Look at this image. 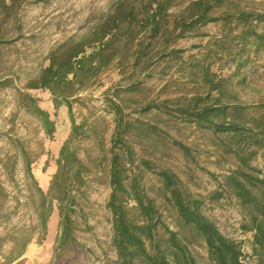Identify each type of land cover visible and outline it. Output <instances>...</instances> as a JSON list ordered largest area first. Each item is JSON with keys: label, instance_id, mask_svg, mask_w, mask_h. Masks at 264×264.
<instances>
[{"label": "rangeland", "instance_id": "obj_1", "mask_svg": "<svg viewBox=\"0 0 264 264\" xmlns=\"http://www.w3.org/2000/svg\"><path fill=\"white\" fill-rule=\"evenodd\" d=\"M117 1L23 0L14 15L3 22V35L11 41L3 42L0 46V77H9L12 83L9 87L0 88V154L18 153L19 148L13 144V140L21 139L36 160L33 172L45 190H48L57 170V158L70 134L71 120L66 104L56 108L53 94L48 89L27 88L28 82L38 77L49 64V56L57 46L91 32ZM235 1L246 10H264V0ZM187 2L176 1L169 11L170 20L181 12ZM238 31L234 25L217 22L202 27L201 35L189 34L175 40L162 36L154 38L150 29L138 25L134 39L118 41V55L109 66L85 82L76 94L73 105L76 121L85 122L86 132L76 140L75 146L91 169L86 176L85 195L78 196L81 210L76 215L79 223L76 234L80 245L62 251V258L56 256L55 242L59 234L56 209L51 216L46 238L42 242L34 240L28 246L23 264H117V254L112 244V213L107 206L112 190L110 158L117 136V119L109 105L110 98L123 107L127 121L142 126L143 131L139 132L134 127L127 135L134 148L133 170L143 169L141 159L149 158L156 164L157 170L164 168L175 172L184 189L204 200L203 212L216 222L220 230L242 241L247 264H264L262 257L252 249L253 232L244 231L242 227L250 220L248 209L242 206L231 190L220 185L224 176L237 167V156L226 151L221 137L210 131L198 128L193 123L174 120L158 109H142L150 102L169 100L178 104L185 103L193 95L206 96L209 85L203 80L197 65L199 62H212L211 71L223 80L225 86L223 100L244 105V116L252 120L249 125L255 126L253 119L256 118L264 122V49L256 51L251 46L248 53L237 51L236 41L231 42L230 38H234ZM153 39L156 41L148 47ZM217 40L226 42L230 50L221 51V48L216 55L214 52L219 49ZM140 42L147 47V55L138 56V60ZM172 48L182 50L179 57H159L162 51ZM150 58L154 62L148 65ZM240 58L248 62L238 73L236 67ZM19 90L38 96L42 105L50 110L56 122L51 137L41 121L20 106ZM151 124H157L164 131L161 136L154 133L145 135L149 134L148 126ZM173 140L187 145L191 155L186 154ZM251 164L264 177V147L258 150ZM143 171L146 189L155 198L164 222L171 229L179 231L181 237L187 236L191 240L190 249L199 264H214L203 238H193L190 230L180 224L176 209L162 189L161 178L155 172ZM16 178L22 184L24 161L21 155ZM221 189H224V195L216 199L214 194ZM23 195L21 191L19 196L24 201ZM19 211L14 217L15 221L19 215L29 219L32 206L20 205ZM162 231L159 228V232Z\"/></svg>", "mask_w": 264, "mask_h": 264}, {"label": "trees", "instance_id": "obj_2", "mask_svg": "<svg viewBox=\"0 0 264 264\" xmlns=\"http://www.w3.org/2000/svg\"><path fill=\"white\" fill-rule=\"evenodd\" d=\"M22 1L0 0V46L3 42L11 41L3 35V22L14 15ZM176 1L118 0L91 32L57 46L49 56V64L38 77L28 82L27 88L48 89L53 94L56 108L67 105L71 130L60 149L57 170L48 190L39 184L33 172L36 160L21 139L13 140V144L19 148L18 153L0 154V264H23L28 246L34 240L42 242L46 238L51 216L56 209L59 217L56 256L62 258V251L80 245L76 234L79 228L76 215L81 210L78 196L85 195L86 176L91 169L75 146L76 140L86 132L85 122L76 121L73 105L76 94L85 82L109 66L118 55L117 43L120 39H134L138 25L150 29L154 38L162 36L176 40L189 34L201 35L202 27L222 22L239 29L234 38H230L231 42L236 41L237 51L248 53L251 46L256 51L264 49V10H246L235 0H188L181 12L170 20L169 11ZM151 41L148 47L156 40ZM216 43L219 46L214 52L216 55L221 48V51L230 50L226 42L217 40ZM139 46L138 60L143 54L147 55L143 42ZM179 52L182 50L172 48L162 51L159 57H179ZM153 62V58H150L148 65ZM247 62L240 58L236 72L239 73ZM211 65L212 62H199L197 65L203 80L209 85L206 96L193 95L185 103L178 104L169 100L150 102L142 109H158L174 120L193 123L198 128L210 131L221 137L226 151L237 156V167L224 176L220 185L231 190L242 206L248 209L251 217L242 227L244 231L253 232L252 249L264 262V177L251 164L258 150L264 147V122L256 118L253 119L255 126L249 125L252 120L244 116V105L223 100L226 95L223 80L211 71ZM11 83L9 77H0V88L9 87ZM213 91L218 94L212 95ZM18 99L20 106L36 116L51 137L56 122L40 98L31 92L19 90ZM109 101L117 119V136L110 158L112 190L107 206L112 213V244L116 250L117 264H199L190 249L191 240L187 236L181 237L179 231L171 229L161 218L156 200L144 184L143 169L155 172L161 178L162 189L176 209L180 224L190 230L193 238H203L214 264H247L242 241L220 230L216 222L203 212L204 200L184 189L175 172L164 168L157 170L156 164L149 158L141 159L143 169L133 170L134 148L127 135L134 127L139 132L143 131L142 126L127 121L123 107L112 98ZM148 131L147 136L150 133L161 136L164 132L157 124L148 126ZM173 142L191 155L187 145L178 140ZM19 155L24 161L22 184L16 178ZM223 190L215 192L216 199L223 197ZM21 191L24 192V201L19 196ZM20 205L32 206L31 218L25 219L19 215L15 221V215L20 213ZM134 210L136 213L133 214ZM159 228L163 229L162 233Z\"/></svg>", "mask_w": 264, "mask_h": 264}, {"label": "bare ground", "instance_id": "obj_3", "mask_svg": "<svg viewBox=\"0 0 264 264\" xmlns=\"http://www.w3.org/2000/svg\"><path fill=\"white\" fill-rule=\"evenodd\" d=\"M58 129H61V127H59Z\"/></svg>", "mask_w": 264, "mask_h": 264}]
</instances>
